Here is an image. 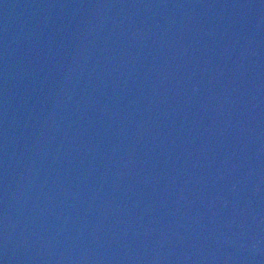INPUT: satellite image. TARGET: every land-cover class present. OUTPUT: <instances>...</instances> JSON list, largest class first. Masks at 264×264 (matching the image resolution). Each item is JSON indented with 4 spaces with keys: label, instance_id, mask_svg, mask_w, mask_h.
I'll return each mask as SVG.
<instances>
[{
    "label": "water",
    "instance_id": "water-1",
    "mask_svg": "<svg viewBox=\"0 0 264 264\" xmlns=\"http://www.w3.org/2000/svg\"><path fill=\"white\" fill-rule=\"evenodd\" d=\"M0 264H264V0H0Z\"/></svg>",
    "mask_w": 264,
    "mask_h": 264
}]
</instances>
